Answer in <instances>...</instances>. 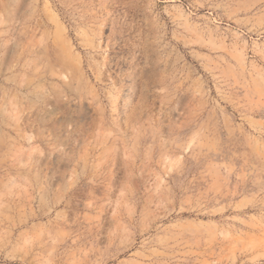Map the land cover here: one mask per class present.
<instances>
[{
	"label": "rangeland",
	"instance_id": "obj_1",
	"mask_svg": "<svg viewBox=\"0 0 264 264\" xmlns=\"http://www.w3.org/2000/svg\"><path fill=\"white\" fill-rule=\"evenodd\" d=\"M0 264H264V0H0Z\"/></svg>",
	"mask_w": 264,
	"mask_h": 264
}]
</instances>
